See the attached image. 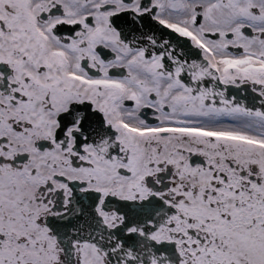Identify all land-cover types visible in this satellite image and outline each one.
I'll return each mask as SVG.
<instances>
[{
  "label": "snow or ice",
  "instance_id": "obj_1",
  "mask_svg": "<svg viewBox=\"0 0 264 264\" xmlns=\"http://www.w3.org/2000/svg\"><path fill=\"white\" fill-rule=\"evenodd\" d=\"M0 264H264V0H0Z\"/></svg>",
  "mask_w": 264,
  "mask_h": 264
}]
</instances>
